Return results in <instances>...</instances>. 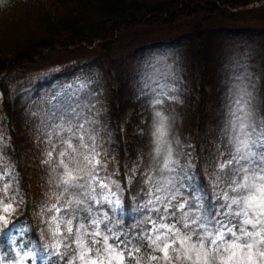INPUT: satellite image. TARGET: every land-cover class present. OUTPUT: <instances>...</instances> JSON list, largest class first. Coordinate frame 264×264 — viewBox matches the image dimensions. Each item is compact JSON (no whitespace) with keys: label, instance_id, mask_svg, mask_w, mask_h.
<instances>
[{"label":"snow or ice","instance_id":"1","mask_svg":"<svg viewBox=\"0 0 264 264\" xmlns=\"http://www.w3.org/2000/svg\"><path fill=\"white\" fill-rule=\"evenodd\" d=\"M146 89L154 114L150 147L122 167L113 165L103 126L87 111L90 105L74 102L42 112L37 139L47 180L37 216L45 244L37 248L25 241L28 232L20 227L21 219H14L26 203L21 174L4 165L0 236L10 244L0 264H36L39 259L47 264H264V87L257 88L255 78H234L220 137L226 146L206 153L214 192L210 206L199 189L183 191L185 181L194 179L195 163L165 108L169 101L183 103L175 95L173 75L144 77L140 94ZM137 185H144L140 196ZM129 191L138 204L143 201V225H150H137L135 235L116 216L128 203ZM145 247L150 249L146 258Z\"/></svg>","mask_w":264,"mask_h":264},{"label":"rangeland","instance_id":"2","mask_svg":"<svg viewBox=\"0 0 264 264\" xmlns=\"http://www.w3.org/2000/svg\"><path fill=\"white\" fill-rule=\"evenodd\" d=\"M118 37L119 41L108 51L91 47L46 53L43 59L27 70L0 78V114L1 100L6 98L13 105V126L18 136L21 161L34 189L32 214L40 237L39 244L31 241L34 247L45 244L37 216L47 180L45 166L40 162L43 145L37 139V128L44 110L74 102L90 105L87 111L103 126L101 134L108 141L105 147L115 157L113 165L116 166L118 154L114 142L111 96V88H114L125 147L124 165L129 158L136 162L142 152L146 154L149 150L154 115L149 101L150 91L146 89L145 95L140 94L143 78L157 72L172 74L177 88L175 95L183 103L169 101L165 108L175 119L174 129L180 136L182 147L190 151L195 163L191 172L194 179L185 181L183 191L188 193L199 189L205 196L206 206H210L214 203V192L206 170V153H215L216 147L223 150L226 146V141L220 144V137L228 117L234 78H255L257 88L264 87V80L261 79L264 75V2H254L223 17L199 14L171 26L136 24ZM200 85L204 87L206 97L197 148L195 125ZM53 97L57 99L54 101ZM193 148L194 151H191ZM0 157L3 159L0 167L10 163L17 168L13 146L1 125ZM198 163L201 174L196 170ZM4 170L8 171L7 168ZM124 176L127 184L128 172L124 171ZM20 187L21 196L26 198L22 182ZM141 187L144 185L136 186L137 196L142 195L139 191ZM127 201L129 208L124 206L116 212L121 225L132 231H140L137 225L150 227L143 225L145 213L140 206L143 201L138 204L131 191ZM25 207L26 203L18 209L14 219L19 218ZM20 227L26 230L25 226ZM13 239H19V235L13 236ZM9 244L7 236H0V256L9 251ZM36 264H47V259H39Z\"/></svg>","mask_w":264,"mask_h":264},{"label":"trees","instance_id":"3","mask_svg":"<svg viewBox=\"0 0 264 264\" xmlns=\"http://www.w3.org/2000/svg\"><path fill=\"white\" fill-rule=\"evenodd\" d=\"M254 2L264 0H0V78L27 70L43 59L46 53L87 50L91 47L108 51L119 41L121 32L136 24L163 27L187 21L199 14L223 17ZM198 95L195 125L197 148L206 97L202 85L198 88ZM111 96L114 142L118 154L116 165L122 167L125 147L114 88H111ZM1 101L0 125L13 146V156L26 194V207L18 219H21L20 226H25L28 232L25 241L39 244L40 237L32 214L35 194L21 161L18 136L13 126V105L6 98ZM196 168L201 174L199 163ZM122 175L126 184L124 172ZM126 207L129 208L128 203ZM136 232L133 231V234ZM137 242L147 244V241ZM149 250L147 247L143 249L145 258Z\"/></svg>","mask_w":264,"mask_h":264}]
</instances>
